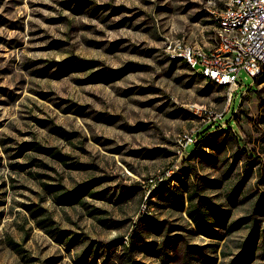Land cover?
Segmentation results:
<instances>
[{"label": "rangeland", "instance_id": "rangeland-1", "mask_svg": "<svg viewBox=\"0 0 264 264\" xmlns=\"http://www.w3.org/2000/svg\"><path fill=\"white\" fill-rule=\"evenodd\" d=\"M207 1L0 0V264H264V74L166 50Z\"/></svg>", "mask_w": 264, "mask_h": 264}, {"label": "built area", "instance_id": "built-area-1", "mask_svg": "<svg viewBox=\"0 0 264 264\" xmlns=\"http://www.w3.org/2000/svg\"><path fill=\"white\" fill-rule=\"evenodd\" d=\"M205 10L212 27L208 47L177 40L166 47L169 57L232 92L243 85L241 72L263 75L264 0H208Z\"/></svg>", "mask_w": 264, "mask_h": 264}, {"label": "trees", "instance_id": "trees-1", "mask_svg": "<svg viewBox=\"0 0 264 264\" xmlns=\"http://www.w3.org/2000/svg\"><path fill=\"white\" fill-rule=\"evenodd\" d=\"M261 76H262V75H261ZM261 76H259V77L255 78V79H253L254 82H255L258 78H260ZM48 152H49V151H48ZM55 156H57V158H59V159L62 158L61 155H55ZM132 263L135 264V262H132Z\"/></svg>", "mask_w": 264, "mask_h": 264}]
</instances>
